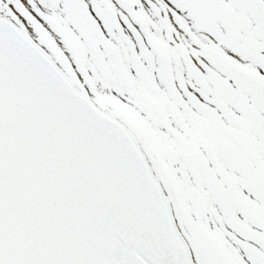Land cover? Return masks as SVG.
Segmentation results:
<instances>
[{
  "label": "snow or ice",
  "instance_id": "snow-or-ice-1",
  "mask_svg": "<svg viewBox=\"0 0 264 264\" xmlns=\"http://www.w3.org/2000/svg\"><path fill=\"white\" fill-rule=\"evenodd\" d=\"M0 264H264V0H0Z\"/></svg>",
  "mask_w": 264,
  "mask_h": 264
}]
</instances>
